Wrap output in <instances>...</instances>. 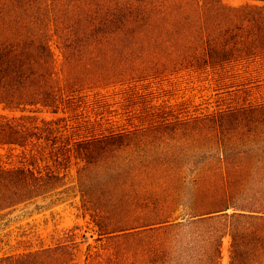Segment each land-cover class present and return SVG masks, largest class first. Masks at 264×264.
I'll use <instances>...</instances> for the list:
<instances>
[{"label":"trees","instance_id":"1","mask_svg":"<svg viewBox=\"0 0 264 264\" xmlns=\"http://www.w3.org/2000/svg\"><path fill=\"white\" fill-rule=\"evenodd\" d=\"M241 1L0 0V148L20 159L0 164V215L67 192L78 159L106 241L81 262L67 233L0 264H222L226 238L229 264H264V100L195 112L141 87L191 72L260 90L264 0Z\"/></svg>","mask_w":264,"mask_h":264},{"label":"rangeland","instance_id":"2","mask_svg":"<svg viewBox=\"0 0 264 264\" xmlns=\"http://www.w3.org/2000/svg\"><path fill=\"white\" fill-rule=\"evenodd\" d=\"M241 3V0H226ZM58 72L61 71L64 55L56 40L52 41ZM154 102L181 104L186 102L192 111L210 112L230 104L243 103L247 99L264 100V85L260 90L250 92L228 91L220 88L205 77L195 73L182 72L163 79L147 81L141 85ZM120 91L121 87L116 88ZM117 90V91H118ZM118 91V92H119ZM112 93L111 98H119ZM115 100H111L113 103ZM113 109L122 111L119 104ZM0 112H10L0 105ZM20 113V112H17ZM40 117L51 118L56 114L42 111ZM118 116V115H116ZM118 118V117H117ZM20 159L12 156L7 149L0 148V164L14 165ZM83 162L73 159L66 170L69 190L65 193L49 194L21 204L10 212L0 215V257L12 252H23L43 246L54 245L64 240L67 233H76L79 241L78 259L85 262L89 253L102 250L105 240H99V232L91 215L82 209L81 196L77 188L78 169ZM63 197L59 199L58 197ZM230 240L226 238L222 264H229Z\"/></svg>","mask_w":264,"mask_h":264}]
</instances>
